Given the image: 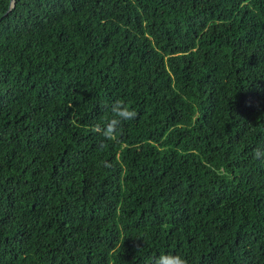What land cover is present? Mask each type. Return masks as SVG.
<instances>
[{
	"label": "trees",
	"instance_id": "1",
	"mask_svg": "<svg viewBox=\"0 0 264 264\" xmlns=\"http://www.w3.org/2000/svg\"><path fill=\"white\" fill-rule=\"evenodd\" d=\"M11 2L0 264H264V0Z\"/></svg>",
	"mask_w": 264,
	"mask_h": 264
},
{
	"label": "clouds",
	"instance_id": "2",
	"mask_svg": "<svg viewBox=\"0 0 264 264\" xmlns=\"http://www.w3.org/2000/svg\"><path fill=\"white\" fill-rule=\"evenodd\" d=\"M110 116L93 127V131L105 141L115 140L123 122L136 118V111L124 99H117L109 107ZM103 147V144L100 145ZM252 159L264 161V148L257 147L252 152ZM139 248V246H137ZM140 249V248H139ZM153 264H188V260L179 253L162 252L154 258Z\"/></svg>",
	"mask_w": 264,
	"mask_h": 264
},
{
	"label": "water",
	"instance_id": "3",
	"mask_svg": "<svg viewBox=\"0 0 264 264\" xmlns=\"http://www.w3.org/2000/svg\"><path fill=\"white\" fill-rule=\"evenodd\" d=\"M15 4H16V0H12V2H11V7H10V9L7 11V13H9V12L13 9V7L15 6Z\"/></svg>",
	"mask_w": 264,
	"mask_h": 264
}]
</instances>
